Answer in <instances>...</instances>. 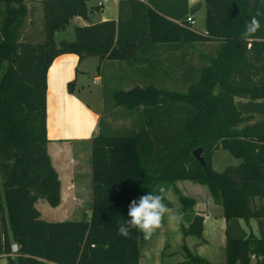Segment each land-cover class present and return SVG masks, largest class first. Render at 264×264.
Masks as SVG:
<instances>
[{"label": "trees", "instance_id": "obj_1", "mask_svg": "<svg viewBox=\"0 0 264 264\" xmlns=\"http://www.w3.org/2000/svg\"><path fill=\"white\" fill-rule=\"evenodd\" d=\"M91 1L0 0V264H141L143 234L133 229L126 239L117 228L128 219L131 200L158 185L179 196L183 237L203 240L205 218L176 187L182 180L206 185L222 206L225 264H253V255L264 264V0H203L193 6L189 0L136 1L143 15L136 34L132 20L124 18L126 1L118 21L98 23L90 16L102 9L90 7ZM31 4L41 14L39 32L28 31ZM204 4L202 32L190 19ZM257 11L261 27L242 41ZM78 18L89 24H74L75 38L57 42L56 35ZM147 42L192 48L200 66L194 68L192 58L182 61V74L166 77L171 88L158 75L111 73L112 63L144 64L131 58ZM63 54L100 58L111 103L91 140L90 216L49 222L37 203L44 199L56 207L62 199L48 152V70ZM74 84H68L70 92ZM118 120H131L134 129L114 125ZM120 131L129 135L115 134ZM199 148L206 169L193 156ZM219 150L239 163L216 171ZM164 202L173 208L166 196ZM250 220L257 221L260 236L243 227ZM13 244L19 246L16 254ZM183 249L182 260L162 264H209L186 245Z\"/></svg>", "mask_w": 264, "mask_h": 264}, {"label": "crops", "instance_id": "obj_2", "mask_svg": "<svg viewBox=\"0 0 264 264\" xmlns=\"http://www.w3.org/2000/svg\"><path fill=\"white\" fill-rule=\"evenodd\" d=\"M123 1L127 2L124 5V18L132 20L135 34L138 33L143 15L141 5L136 1L147 3V0H93L89 6H100L102 10L90 16L91 23L118 21L120 5ZM198 2H203V0H189V5L193 6ZM196 15H194L195 28L197 27ZM74 24L87 25L89 22L78 18ZM141 25L143 24L141 23ZM197 30L206 31V29ZM147 43L144 46H138L131 58L139 59L140 57L146 61L144 64L124 63L121 65L117 62L112 63L111 73L113 75H126L128 73V75H137V73L158 75L161 77L160 84L169 87L171 83L166 77L169 74L177 76L182 74L184 67L182 61L192 58V66L194 68L200 66L198 52L193 51L192 48L172 49L162 43ZM197 48L199 47L197 46ZM172 59H176L178 62L176 64L169 62ZM100 64L99 57H88L81 60L76 54H63L55 58L48 70V152L61 180V199H81L84 195L86 199L89 198L86 186L89 184V175H92L91 140L100 132V121L103 113L102 100L97 98V92L91 88L89 80L92 78L93 84L102 82ZM72 81H75V84L73 91L70 92L68 84ZM177 88L183 89L179 85ZM93 102L94 104H92ZM83 172L87 176L85 186L80 178ZM80 190L82 191L81 197L78 193ZM168 200L172 203L171 199ZM207 203L210 205L209 207L221 213L211 217L205 210H199L198 204H196L195 210L205 218L203 240L195 236L184 238L180 224L177 226L175 222L169 220L168 216H165L162 227L156 231L150 240H147V244L150 243L151 247L147 264H162V261L182 260L184 250H180V245L184 246L185 243L193 253L208 259L209 264H225L227 223L223 208L216 204L214 199H209ZM171 235L177 237L178 240L173 239L171 241L172 246L167 249ZM216 253H221L220 260H217ZM143 256L142 254L141 264H143Z\"/></svg>", "mask_w": 264, "mask_h": 264}, {"label": "rangeland", "instance_id": "obj_3", "mask_svg": "<svg viewBox=\"0 0 264 264\" xmlns=\"http://www.w3.org/2000/svg\"><path fill=\"white\" fill-rule=\"evenodd\" d=\"M33 6H36L35 4L30 5L31 14L28 21H27V27L34 29V32H39L41 30V14L38 8H33ZM34 21V26L30 27V23ZM196 21H197V29L199 30H205L206 29V6L204 4L203 8L197 13L196 15ZM75 38V32H74V23L68 28L67 32H61L58 33L56 36V41L60 42L63 39H69L73 40ZM197 62V60H196ZM102 72L104 75H110L109 70L104 68L102 69ZM89 83L91 85V88L97 92V98H101L102 100V110L104 111V106L109 107V104L111 103V100L108 97V92L103 90L104 85H102V82L93 84L92 78H90ZM108 83V82H107ZM106 85V82H105ZM170 87V86H169ZM108 88V87H107ZM171 88V87H170ZM94 104V102L92 103ZM96 104V103H95ZM114 125L122 126L124 125L127 131H131L134 129V125L131 120H118L114 123ZM103 125V129L107 128ZM115 134L119 135H129L128 133H124L122 131L116 132ZM89 163H90V157H89ZM239 161L236 160L228 151L226 150H219L215 153V156L213 158V167L216 171L222 172L227 168L228 166L236 165ZM82 179L81 182H83L85 186V180H87V176L85 172L81 174ZM91 178L92 175H89V184L87 187L89 198L82 197L81 199H62V202L59 206L53 207L51 206L46 200L41 199L37 203V207L39 211L41 212V216L44 220L49 222H61V221H79L82 220L85 217L90 216L91 211L90 207L92 204V186H91ZM176 187L181 191L183 195H185L188 198L193 199L196 204H198L199 210H205L211 217L218 215L221 212L216 211L215 209H212V207H209L210 205L207 203L209 199H213V197L210 194V191L208 187L204 184L190 181V180H182L176 182ZM85 190V189H84ZM80 197L82 195V191H78ZM166 197L168 199H171L173 204V209L175 211H179L181 209V204L179 202V196L173 191V190H166L165 193ZM196 206V205H195ZM221 211V210H220ZM243 227L250 232L253 233L256 236H260L258 224L256 220H250L248 225L245 224V222H242ZM194 238V237H193ZM175 239L178 240L177 237H174L171 235L169 237L170 244L168 245L167 249L172 246L171 241ZM185 241L183 242V244ZM186 245V243L184 244ZM188 247V245H186ZM183 246L180 245V250H184L182 248ZM150 243L147 244V240L143 241L141 252L144 255L143 256V264H147V259L150 254ZM179 250V249H178ZM217 260L221 259V253H216Z\"/></svg>", "mask_w": 264, "mask_h": 264}, {"label": "clouds", "instance_id": "obj_4", "mask_svg": "<svg viewBox=\"0 0 264 264\" xmlns=\"http://www.w3.org/2000/svg\"><path fill=\"white\" fill-rule=\"evenodd\" d=\"M262 13L257 11L250 21L245 25V31L240 39L247 41L254 37V34L260 29L261 24L258 19ZM166 188L158 185L155 192L139 196L131 200L128 205V219L119 224L117 235L123 238H131L132 230L135 229L143 234L145 240H150L158 229L162 227L165 216L175 222L178 226L183 222V214L169 208L165 201Z\"/></svg>", "mask_w": 264, "mask_h": 264}, {"label": "water", "instance_id": "obj_5", "mask_svg": "<svg viewBox=\"0 0 264 264\" xmlns=\"http://www.w3.org/2000/svg\"><path fill=\"white\" fill-rule=\"evenodd\" d=\"M193 156H194L195 159H197V160L200 162V164H201L205 169L207 168L206 163H205V161H204V158H203V156H202V149H201V148L194 150V151H193Z\"/></svg>", "mask_w": 264, "mask_h": 264}, {"label": "built area", "instance_id": "obj_6", "mask_svg": "<svg viewBox=\"0 0 264 264\" xmlns=\"http://www.w3.org/2000/svg\"><path fill=\"white\" fill-rule=\"evenodd\" d=\"M190 23H191V25H193V26H195V24H196V22H195V20L194 19H190ZM18 250H19V246L17 245V244H13L12 245V252H13V254H16L17 252H18ZM252 263L253 264H258L257 263V261H258V258L256 257V256H252Z\"/></svg>", "mask_w": 264, "mask_h": 264}]
</instances>
